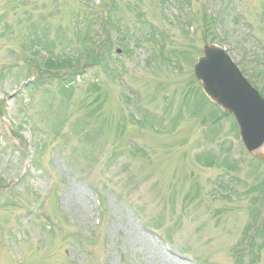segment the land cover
<instances>
[{
  "label": "rangeland",
  "instance_id": "rangeland-1",
  "mask_svg": "<svg viewBox=\"0 0 264 264\" xmlns=\"http://www.w3.org/2000/svg\"><path fill=\"white\" fill-rule=\"evenodd\" d=\"M100 1L0 0V264H264V163L194 81L218 45L264 91V0ZM43 36L76 79L28 88Z\"/></svg>",
  "mask_w": 264,
  "mask_h": 264
},
{
  "label": "water",
  "instance_id": "water-1",
  "mask_svg": "<svg viewBox=\"0 0 264 264\" xmlns=\"http://www.w3.org/2000/svg\"><path fill=\"white\" fill-rule=\"evenodd\" d=\"M195 73L206 94L234 116L249 152L264 160V99L217 46L205 48Z\"/></svg>",
  "mask_w": 264,
  "mask_h": 264
},
{
  "label": "bare ground",
  "instance_id": "bare-ground-1",
  "mask_svg": "<svg viewBox=\"0 0 264 264\" xmlns=\"http://www.w3.org/2000/svg\"><path fill=\"white\" fill-rule=\"evenodd\" d=\"M167 254H168V253H166V254H162V257L165 258V259H170L171 256H168V255H170V254H168V255H167Z\"/></svg>",
  "mask_w": 264,
  "mask_h": 264
}]
</instances>
